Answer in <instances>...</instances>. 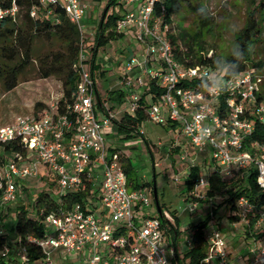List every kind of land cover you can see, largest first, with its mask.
I'll return each instance as SVG.
<instances>
[{
	"label": "built area",
	"instance_id": "1",
	"mask_svg": "<svg viewBox=\"0 0 264 264\" xmlns=\"http://www.w3.org/2000/svg\"><path fill=\"white\" fill-rule=\"evenodd\" d=\"M38 2L43 7L59 5L76 26L80 35L75 65L79 80L73 101L64 113L58 112L57 102L38 116H16L12 122L0 126V146L18 142L26 149L23 155L11 153L0 165V203L16 201L18 183L37 177L39 166L44 165L55 179L59 196L86 194L81 202L61 207L45 217V235L35 243L45 253L46 264H51L48 247L86 253L87 264H151L152 259L159 260L161 256L171 264L173 249L164 247V228L158 215L150 214L151 190L128 187L118 152H110L105 142L114 115L109 105L99 108L96 103L98 94L84 50L88 46L91 49L90 44L85 45L83 22L88 6L80 0ZM156 2L126 0L122 5L125 12L115 23L116 33L123 35L130 28L134 39L142 45V62L131 53L123 67L120 90L128 97L126 111L134 112L141 95L154 83L164 92L155 100L151 94L146 96L149 121L174 124L193 150L208 154L210 163L225 179L244 178L251 170L255 171L256 183L264 190V177L259 171L264 168V143L254 141L246 145L255 131V123L264 126V101H258L264 75L248 69L225 92L209 93L202 89L200 77L213 70L207 65L184 66L176 60L167 37L168 26L161 23L163 8L160 15L154 13ZM17 12L14 3L7 9L0 8V20L14 17ZM30 15L34 16L35 11ZM135 67L140 69L139 76L128 78L127 74ZM189 81L197 84L180 86ZM99 109L101 117L97 115ZM198 113L202 118H196ZM205 128L213 129L207 140L200 137ZM207 189L208 179L199 177L189 195L201 200L206 198L203 191ZM100 190L102 194L98 195ZM214 198H207L211 219ZM185 203L192 213L198 202ZM235 206L233 215L238 220L231 225L244 226L251 240L243 244L244 250L233 254L224 232L211 222L204 264H264V207L256 209L244 196L236 200ZM163 215L171 220L167 214ZM48 227L54 231L50 233Z\"/></svg>",
	"mask_w": 264,
	"mask_h": 264
},
{
	"label": "rangeland",
	"instance_id": "2",
	"mask_svg": "<svg viewBox=\"0 0 264 264\" xmlns=\"http://www.w3.org/2000/svg\"><path fill=\"white\" fill-rule=\"evenodd\" d=\"M117 1L119 4L115 10H118L126 2V0ZM80 2L88 6V11L83 20L85 45H88L93 43L95 29L102 17L107 0H80ZM193 6L197 9L206 6L209 9V16L206 19L203 18L206 24L202 26L198 18L192 13V8L185 3L179 5L172 16L169 28L172 34L184 35V40L179 42L180 48L185 50V44H187L195 54L204 53L209 57L221 55L227 57L231 45L235 42V34L245 24L249 9L248 0H202L193 1L191 7ZM123 35L121 38L109 41L97 50L96 65L100 66V70L95 71V87L101 104L109 105L111 113L114 114L110 119L105 142L109 148L118 149L119 157L129 158L140 183L149 184L147 189L151 187L153 190L155 187L158 202L163 212L170 218L172 215L179 218L180 234L176 247L177 252L183 255L190 247L189 239L192 232L188 227L201 221L210 211V202L207 198L200 200L189 195L185 184L189 168L193 165H199L200 174L198 178L208 179L207 171L213 170L214 165L203 160V154L206 153L197 152L198 154H196V151L190 147L188 140L182 137L177 130H168V126L146 121L140 127L142 128V136L135 135L134 137H127L125 133L117 130V121L121 117L119 111L122 109L121 107H127L128 97L126 93H123L124 101L117 108L112 107L111 102L107 101V91L118 90V85L125 73L123 67L128 54L133 53L140 62L143 60L142 55H140L142 45L134 39L132 30L128 28ZM59 48V43L56 40H49L45 37L36 38L33 41V58L19 75L17 86L11 91H6L0 85V126L12 122L16 116H33L35 113H41L59 101L62 97L60 77H43L38 62L39 58L46 54L51 55ZM127 48L128 51H126ZM84 50L88 60H90L89 46ZM253 59L255 62L264 61V43L255 48ZM100 71L103 72V76L99 74ZM260 73L264 75V69H261ZM127 76L132 79L131 73ZM146 100L149 103V99ZM97 115L101 117V109L98 110ZM177 147L180 149L178 153L174 152ZM29 155L33 157V154L30 153ZM17 187L18 199L16 201L0 203V215L4 216L2 222L5 224V228L10 224L13 209L22 204L25 207L28 206L30 210L33 197L41 190L49 191L57 204L61 202L55 179L44 165L39 166L37 177L19 182ZM205 193L204 190L203 195ZM101 194L102 190L98 192V195ZM151 194L153 211L150 214L157 215L152 191ZM198 200L202 202H198ZM224 201L225 196L218 195L211 203L212 209L217 205L219 206L205 229L206 239L212 222V226H217L225 231V239L229 242L231 249L242 251L245 248L243 244L248 243L252 237H246L244 226L232 227L233 221L229 219V216L234 213L228 211L227 207L224 206ZM185 202L198 203L196 209L191 213ZM30 215L32 216L31 213ZM48 230L52 233L54 228L48 227ZM7 233L6 243L10 255L15 256L23 264H46L45 258L27 262L25 256L14 248L16 235L10 231ZM163 245L167 250H174L172 241L167 238L165 232ZM46 251L49 253L48 259L51 264H87L88 256L86 253H68L62 248L50 247Z\"/></svg>",
	"mask_w": 264,
	"mask_h": 264
},
{
	"label": "trees",
	"instance_id": "3",
	"mask_svg": "<svg viewBox=\"0 0 264 264\" xmlns=\"http://www.w3.org/2000/svg\"><path fill=\"white\" fill-rule=\"evenodd\" d=\"M193 1L202 0H157L154 13L160 15L161 8H163L161 23L168 26L167 37L173 46L175 58L178 62L184 66L207 65L213 70V56L209 57L204 53L195 54L187 44H185V50L181 49L179 42L184 40V35H176L170 32L169 26L172 22V16L181 3H185L192 8V13L198 18L201 25L205 26L206 21L197 15V8L191 7ZM13 3L18 8L17 14L14 17H4L0 20V85L6 91H11L17 86L19 75L33 58L32 44L36 38L45 37L49 40H56L59 43V50L51 55H44L38 59V62L43 77L59 76L62 81V97L59 99L57 106L58 112L62 114L66 111L67 106L72 103L79 80L75 69L80 47L79 32L59 5L43 7L38 0H0V8L7 9ZM248 3L249 9L245 24L235 34L234 40V43L241 45L245 53L240 64L239 74L248 69H256L260 73L261 69H264V61L258 60L255 62L253 59L255 48L264 43V0H248ZM118 4L117 0H107L104 9L106 10L105 17L102 21L100 18L95 29L93 45H90L91 58L89 60L90 74L93 80H95V71L100 70V66L96 65L98 48L122 36L114 31L116 21L125 12L122 6L115 10ZM31 11H35L34 16L30 15ZM227 57L230 58L229 55ZM99 74L103 76V72L100 71ZM196 84V81H189L183 82L180 86L190 87ZM163 92L164 89L155 87L154 83H150L149 90L141 95L137 109L132 113L125 111L117 121V130L125 133L127 137L142 136L139 129L148 120L149 103L146 96L151 94L155 100ZM99 101L100 105L98 106L102 108L100 97ZM107 101L111 102L112 107H117L124 101V94L119 90H108ZM258 101H264V81L260 84ZM221 104L223 108V99ZM39 114L35 113L34 116ZM169 127L176 128L174 124L169 125ZM254 141L264 143V126L258 122L255 123L254 133L246 140V145ZM109 150L112 153L118 152L116 148H109ZM179 151V147L174 150L177 153ZM11 153L23 155L26 153V149L18 142L0 146V165L6 161ZM120 162L130 189L135 190L150 186L147 183L139 182L129 158L120 157ZM207 173L208 189L206 198H213L218 195L225 196L224 206L227 207L230 213L236 210L235 202L242 196L247 198L256 209L264 207V190H261L256 183L255 171L251 170L244 178L234 179L223 178L216 167L211 171H207ZM199 174V165L190 166L188 178L185 181L188 192L193 188ZM149 189L152 191L151 187ZM1 195L2 191H0V198ZM84 196L86 194L67 193L66 195H60L61 204H57L49 191L41 190L33 197L30 210L28 206L25 207L22 204L13 209L10 224L7 228L2 222L4 216L0 215V264H23L15 256L9 254L10 250L6 243L8 231L16 235L14 248L25 256L27 262L44 259L45 253L35 242L41 240L45 235V217L57 212L61 207L65 209L75 202H81V198ZM198 202L202 201L198 200ZM218 206L212 209V215L215 214ZM162 213H164L163 210ZM171 218L173 221L167 219L164 215L159 218L164 232L167 238L172 241L174 248L173 254L170 256V263L204 264L208 249L205 229L209 225L212 216L207 214L201 221L188 227L192 232L189 239L190 247L183 255L177 252L176 247L180 234V220L176 215H172ZM229 219L237 221L238 217L230 215ZM245 235L246 237L251 236L247 230H245ZM6 249L7 252H5Z\"/></svg>",
	"mask_w": 264,
	"mask_h": 264
},
{
	"label": "clouds",
	"instance_id": "4",
	"mask_svg": "<svg viewBox=\"0 0 264 264\" xmlns=\"http://www.w3.org/2000/svg\"><path fill=\"white\" fill-rule=\"evenodd\" d=\"M197 15L202 18H208L209 9L201 6L197 9ZM244 49L238 43H233L229 49V57L215 56L212 59L213 71L200 77V87L209 93H222L230 89L232 81L239 76L240 64L244 59ZM197 119L202 118L198 113ZM213 129L205 128L202 130L200 137L207 140L211 136ZM261 176L264 177V168H260ZM167 264L165 256L159 260L152 259L151 264Z\"/></svg>",
	"mask_w": 264,
	"mask_h": 264
},
{
	"label": "crops",
	"instance_id": "5",
	"mask_svg": "<svg viewBox=\"0 0 264 264\" xmlns=\"http://www.w3.org/2000/svg\"><path fill=\"white\" fill-rule=\"evenodd\" d=\"M124 35H122L121 37H123ZM90 45H93L92 43L90 44ZM91 50V49H90ZM126 51H128V48L126 49ZM129 52H132V51H130L129 50ZM131 55V53L130 54H128L127 56H130ZM127 56H126V59H127ZM126 61V60H125ZM124 61V62H125ZM88 68H89V71H90V66H89V60H88ZM131 77H132V79H135L136 77H138L139 76V74H140V69L138 68V67H135L131 72ZM123 78H121V80H122ZM95 81V80H94ZM120 83H119V85H118V90H120ZM115 90V89H114ZM121 91V90H120ZM122 92V91H121ZM124 93V92H123ZM98 94V93H97ZM117 108V107H116ZM122 109H120V113H121V116H122V114L127 110L126 109V107H121ZM110 110H111V108H110ZM113 114V113H112ZM114 115V114H113ZM121 118V117H120ZM147 121H149V120H147ZM146 122V121H145ZM144 122V123H145ZM169 124V123H168ZM166 124L165 126H168L169 127V125H172V124ZM143 125V124H142ZM142 127V126H141ZM141 130H142V128H140ZM168 130H171V131H175L176 130V128L175 129H172V128H170L169 127V129ZM199 153V152H198ZM197 152H196V154H198ZM204 153H206V152H204ZM196 158H197V155L195 156ZM203 160L204 161H208L209 163H210V160H209V157H208V154L206 153L205 155L203 154ZM209 205V204H208ZM210 209V208H209ZM163 214H165V213H163ZM223 232H225L224 230H222ZM224 237H225V233H224ZM226 241H227V239H226ZM228 243V249H229V251L231 252V253H233V254H235L236 252H237V250H233V249H231V247H229V242H227Z\"/></svg>",
	"mask_w": 264,
	"mask_h": 264
},
{
	"label": "water",
	"instance_id": "6",
	"mask_svg": "<svg viewBox=\"0 0 264 264\" xmlns=\"http://www.w3.org/2000/svg\"><path fill=\"white\" fill-rule=\"evenodd\" d=\"M105 13H106V10L103 11V14H102V17H101V21L105 17ZM96 103L98 105H100V101H99L98 95H96ZM152 193H153V201H154V204H155V207H156V210H157V215H158L159 218H162L163 217V213H162V210H161L159 202H158V198H157V193H156L155 187L153 188Z\"/></svg>",
	"mask_w": 264,
	"mask_h": 264
}]
</instances>
